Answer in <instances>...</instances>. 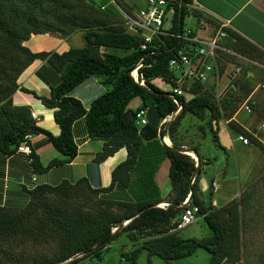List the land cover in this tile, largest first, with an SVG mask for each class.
Segmentation results:
<instances>
[{"label":"trees","instance_id":"16d2710c","mask_svg":"<svg viewBox=\"0 0 264 264\" xmlns=\"http://www.w3.org/2000/svg\"><path fill=\"white\" fill-rule=\"evenodd\" d=\"M193 2L183 0L182 8L176 7L175 22L180 12L182 25L188 16L198 20L204 18L202 13L188 7ZM101 4L107 5L108 2ZM101 4L95 0H0V152L11 155L26 136L45 134L64 159H54L44 168L38 157L31 153L35 170L40 172L71 163L78 152L72 134L73 124L85 117L90 136L106 140L96 162H103L123 148L128 153L127 159L113 170L110 188L95 190L88 179L82 178L74 184L64 182L56 187L36 188L30 193V203L24 209L17 211L0 206V236L57 243L56 250L48 258L50 261L45 263L44 259L39 263L32 260L30 264H64L77 255L102 261L109 244L121 234H125L130 243L137 244L122 253L126 264H138L143 252L147 253V264H153V257L166 264H175V261L187 259L199 250L210 255L208 264L237 262L241 231L239 204L233 201L220 209L207 205L200 187L201 175L191 183L196 170L195 159L184 150L162 144L159 139L147 143L140 135L141 127L136 119L139 110L153 108L155 120L162 123L178 109L169 94L153 84L156 78L172 84L168 62L175 51L176 41L166 48L158 47L153 54L151 49L144 51L141 38L127 32L120 12L113 6L102 11ZM119 5L128 12L133 10L124 0H120ZM78 31L84 32L85 46L71 48L62 54L33 53L24 45L32 35L59 34L67 38ZM174 31L178 32L177 27ZM226 31L230 36L225 40L227 48L254 60L264 58L253 44L231 30ZM118 50L124 54H117ZM143 59L145 66L138 71L139 79L144 81L141 86L131 73ZM36 60H45L56 70L64 71L62 82L51 88L50 97L38 96L18 84L19 77ZM92 76L103 78L111 90L86 110L70 93ZM253 85L251 81L244 82L245 90L251 91ZM18 90L32 93L44 106L54 110L60 136L54 137L38 127L29 107L13 104L12 97ZM191 91L195 97L188 102L181 97L182 111L165 128V135L169 136L174 147L185 146L178 133L186 113L205 120L207 111H210L207 125L216 142L219 141V121L226 119L213 101V94L206 91L204 85L196 84ZM137 98L142 100V106L137 110L130 109L129 105ZM226 103L229 107L232 97ZM148 126L149 123L144 127ZM228 126L237 134L244 133L251 139V144L261 147L240 125L230 122ZM200 129L205 132V127ZM193 150L199 151L197 148ZM166 159L170 161L172 191L166 199L170 204L163 209L159 205L164 198L155 177ZM116 183L130 191L134 202L108 201L100 197L101 192L110 190ZM189 196V205L200 208L201 218L212 232L207 238H183L177 233L180 217L188 206L184 202ZM152 204L157 206L149 209ZM225 211H228L226 218ZM125 222L128 224L123 226ZM115 227L120 230L105 244ZM0 264L8 263L0 259Z\"/></svg>","mask_w":264,"mask_h":264},{"label":"crops","instance_id":"0c3cea01","mask_svg":"<svg viewBox=\"0 0 264 264\" xmlns=\"http://www.w3.org/2000/svg\"><path fill=\"white\" fill-rule=\"evenodd\" d=\"M135 1L140 0H133V2ZM194 2L196 7L202 8L203 15L211 24L220 26L223 23H227L229 30L243 37L264 53V0H194ZM124 3L131 6L128 0H124ZM145 5L146 0H143L142 6ZM73 36L63 38L51 34L32 35L24 45L33 53L55 52L62 54L71 48H82L85 46L84 39L83 43L80 41L79 44H74ZM63 75L64 71L56 70L47 61L36 60L19 77L18 84L20 87L35 92L38 96L50 97L51 88L58 86L62 82ZM110 90V86L104 84L103 78L92 76L78 85L70 93V96L81 101L84 108L89 110L96 99ZM12 101L15 106H26L32 112H35L38 116L36 121L38 127L54 137L60 136L61 130L55 122L54 110L44 106L41 100L32 93L18 90L13 95ZM141 106L142 100L137 98L131 102L129 108L137 110ZM152 109H146L149 126L141 127L140 130L141 138L147 143L159 139L158 134L164 123V121L158 123L155 120ZM167 121L169 120L167 119ZM72 134L78 148L76 158L71 163H62L44 171L35 170L31 155L17 151L11 155L0 152L1 207L17 211L24 209L30 203V193L36 188L41 186L56 187L64 182L74 184L82 178L88 179L91 187L95 190L111 187L112 172L127 159V150L123 148L103 162L98 163L96 162V157L103 152L106 140L90 136L85 117L79 118L74 122ZM165 136V139L171 142L169 136ZM178 137L184 138L180 133H178ZM29 145L32 153L38 157L41 166L44 168L48 167L54 159H64V155L54 148L49 137L45 134L32 135ZM189 145L185 142V146L181 147L194 151L193 147ZM169 147H174L172 142ZM201 160L202 174L204 166L210 165L211 162L204 160V158H201ZM169 169L170 161L166 159L155 177L161 195L164 198L162 204L169 202L166 199L172 191ZM213 181H218V179ZM200 187L204 197L209 184L202 176ZM100 197L108 201L134 202L130 191L119 183H116L110 190L101 192Z\"/></svg>","mask_w":264,"mask_h":264},{"label":"rangeland","instance_id":"374dc122","mask_svg":"<svg viewBox=\"0 0 264 264\" xmlns=\"http://www.w3.org/2000/svg\"><path fill=\"white\" fill-rule=\"evenodd\" d=\"M95 1L102 3L106 0ZM128 2L131 4L129 7L138 6L137 8H141L143 5V0L135 2L128 0ZM132 8L134 9V7ZM123 10L125 9L123 8ZM188 27L196 29V18L193 16H188L185 19V28ZM52 35L63 37L59 34ZM73 35L74 44L77 45L80 41L83 43V31H78ZM116 53L124 54L123 51L119 50ZM260 53L263 52L260 51ZM246 57L252 59L249 56ZM240 61L235 60V63L243 67L244 63ZM255 61L264 65V58L255 59ZM262 72L252 70L250 79L242 77L236 83V90L231 89L230 85L228 88H224L229 81L223 80L218 90L221 92L216 96H214L216 93L215 78L212 76L209 83L206 84L211 93L214 94L212 96L213 101L226 117V119H220L218 124V142L214 140V136L207 125L210 111H207L205 120L188 112L179 125V133L184 136L183 141L190 144L189 146L197 148L199 156L211 162L210 165L204 166V171L201 174L202 178L209 184L207 193L203 197L205 203L213 205L215 209L225 208L233 201L239 204L241 216L240 246L237 249L239 259L237 262H226L225 264H264V148L261 149L264 147V92H258L255 95L251 115L240 110L256 86L261 83L264 84V73ZM245 81L253 82L251 91L245 90ZM153 84L165 93L173 90L172 84L163 81L161 78L154 79ZM231 97L232 103L227 107L226 102ZM185 98L189 100L192 96L186 94ZM232 114L233 116L228 119ZM174 117L168 122L173 121ZM227 120L243 127L257 140L261 147L256 146L255 143L246 146L237 141L238 134L231 130L226 123ZM201 127H205L204 133H202ZM214 128L216 129L215 126ZM240 134L245 135L244 133ZM186 151L192 153L189 148ZM214 179H218L215 181L217 183L213 181ZM223 215L226 218L228 211H225ZM177 233L183 238L197 239L212 235L202 218L197 223L178 230ZM140 238L142 239V237ZM136 245V243H130L125 234H121L116 241L109 244V250L104 252L102 261H97L91 256H84L77 260L76 264H126L122 258V253L135 248ZM56 247L55 241L43 243V241H34L30 238L0 236V259L8 264H30L32 260L40 263L44 259L46 263L50 261L48 259L50 253H53ZM147 258V253L143 252L138 264H147ZM209 261L210 255L204 250H199L187 259L175 261V264H208ZM152 262L153 264H166L158 257H153Z\"/></svg>","mask_w":264,"mask_h":264},{"label":"built area","instance_id":"2783aa9c","mask_svg":"<svg viewBox=\"0 0 264 264\" xmlns=\"http://www.w3.org/2000/svg\"><path fill=\"white\" fill-rule=\"evenodd\" d=\"M107 5L100 6L102 11L106 10L108 6H113L123 17L124 25L127 32L132 35H138L142 42L141 48L144 51L158 49V47L166 48L171 45V42L176 41L175 51L172 58L168 62V68L172 74V87L173 90L169 92V99L177 105V111L169 116L167 119L171 120L176 117L183 109L181 103V97H185L186 94L195 97L191 89L196 84H201L206 87V91L209 88L206 84L209 83L210 78H215L214 86L216 87V93L219 94L220 83L227 79L228 85L224 88L236 90V83L242 78L250 79L252 70H260L264 72V65L249 59L242 53L235 51L234 49L227 48L225 46V40L230 37L226 30H229V25L223 23L220 26H214L204 16L203 19H196V29L185 28V24L179 26V19L175 22V9L178 6L180 9L183 6L182 0H146V5L141 8L135 6L131 12L123 10L119 5L120 0H106ZM190 9H194L203 14L202 8L196 7L195 2L192 5H188ZM174 27H177L178 32L174 31ZM170 42V44H169ZM235 60H241L244 66H240L235 63ZM145 66L144 59L136 66L132 71V76L135 81L144 86V81L139 79V70ZM232 67V69H231ZM247 69V70H246ZM258 92H264V84L261 83L253 90L248 99L243 103L240 110H244L246 114L251 115L253 112V105L255 103L254 98ZM191 98V99H192ZM189 99V100H191ZM189 100H185L188 102ZM32 118L37 121L38 116L35 112L31 111ZM174 117V118H175ZM137 124L140 127L147 125V112L145 109H141L136 114ZM165 119L164 121H167ZM234 119V118H233ZM232 119V120H233ZM231 120H227L229 124ZM32 135L25 137V140L18 147L17 152L31 155L32 151L29 146V140ZM237 141L243 145H249L250 139L243 135L238 134ZM194 180L191 181L193 183ZM188 198L184 202V205H188ZM169 205L164 203L159 207L166 209ZM203 217L200 215V208L194 205H188L179 220L177 230L185 229ZM127 223H124L126 225ZM118 227L113 228V232H116ZM83 257V255H77L72 259H69L64 264H71L72 261Z\"/></svg>","mask_w":264,"mask_h":264},{"label":"water","instance_id":"95a60500","mask_svg":"<svg viewBox=\"0 0 264 264\" xmlns=\"http://www.w3.org/2000/svg\"><path fill=\"white\" fill-rule=\"evenodd\" d=\"M183 1V0H182ZM179 26H181V12L179 13ZM170 122H172V121H170ZM170 122H168V121H164V123L162 124V126H161V128H160V131H159V134H158V136H159V140H160V142L162 143V144H164V145H167V146H169L167 143H166V141H165V138H166V136H165V128H166V125L168 124V123H170ZM173 148H175V149H180V150H184V152L187 154V155H189V153L190 152H187L186 150V148H184V147H173ZM192 151V150H191ZM192 153H193V155L195 156V157H192V158H194L195 159V161H196V170H195V172L193 173V175H192V177H191V181L192 180H194L197 176H199V175H201V165H202V160H201V157L199 156V154L197 153V152H194V151H192ZM190 156V155H189ZM191 194H192V192H191ZM191 198V196H189L188 197V205H189V203H190V199ZM166 204H170L169 202H166ZM157 205L156 204H152V205H150L148 208L149 209H151V208H154V207H156ZM118 230H120V228L118 229ZM117 232V231H116ZM116 232H114V233H112V235L110 236V238L105 242V244H107L108 242H110L112 239H113V237H114V235L116 234Z\"/></svg>","mask_w":264,"mask_h":264},{"label":"bare ground","instance_id":"6f19581e","mask_svg":"<svg viewBox=\"0 0 264 264\" xmlns=\"http://www.w3.org/2000/svg\"><path fill=\"white\" fill-rule=\"evenodd\" d=\"M165 141H166V143H167L168 145H171V142H170L169 140H166V139H165ZM189 155L192 156V157H194L193 153H189Z\"/></svg>","mask_w":264,"mask_h":264},{"label":"clouds","instance_id":"9594fccd","mask_svg":"<svg viewBox=\"0 0 264 264\" xmlns=\"http://www.w3.org/2000/svg\"><path fill=\"white\" fill-rule=\"evenodd\" d=\"M125 223H127V224H128V222H125ZM127 224H126V225H127ZM126 225H123V226H126ZM118 229H119V228H118ZM117 232H118V230H117ZM113 233H114V232H113Z\"/></svg>","mask_w":264,"mask_h":264}]
</instances>
